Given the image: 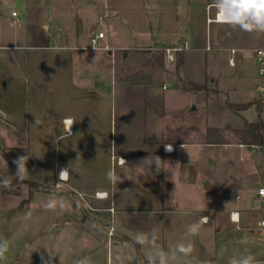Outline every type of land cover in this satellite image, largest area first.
Listing matches in <instances>:
<instances>
[{"label":"crops","instance_id":"1","mask_svg":"<svg viewBox=\"0 0 264 264\" xmlns=\"http://www.w3.org/2000/svg\"><path fill=\"white\" fill-rule=\"evenodd\" d=\"M138 1L144 4L143 0ZM156 2L159 9L157 8V16L152 20L155 26L146 18L140 25H135V28L134 25L131 26L134 30L149 35L148 45L128 48L118 46L109 49V45L105 44L98 49H90L88 43L94 35L82 41L75 33L73 40L69 41L67 33L53 29L48 21L35 19L26 22L18 13L15 17L11 16L14 9L5 15L1 14V6L5 2L0 0V139L15 140L9 146L4 142V147L7 150L13 149L16 159L20 156L28 157L24 180L51 189L52 193L58 196L69 195L76 203L73 207L80 206L84 214L95 216L99 221L104 217L111 219L118 208L126 210L125 205L121 204L126 200L124 190L122 197L115 194L114 181L109 178L110 172L121 182L126 181L128 177L133 179L134 173L137 174L136 178L143 181V189L131 199L147 202L150 207L148 209H161L168 201L177 205V190L181 189L182 185L186 188L193 185L190 181L195 172V161L190 149L198 142L197 136L192 133L182 134L176 139L160 136L161 121L168 113L167 107L164 100L152 99V91L156 88L151 86V81L157 71L160 73L157 74L159 77L171 74L175 84L174 71L168 70L169 67L172 69V62H166L164 65V61L162 68H152L144 64L145 57L162 46L186 41L189 47L183 51L180 68L184 81L198 86H204L208 82L210 88L216 87L224 100L230 103L241 104L258 98L256 85L262 82V79L257 75L253 51L261 47L246 44L245 31L238 26L218 22L215 19L214 0H181L178 9L182 23L180 27L178 14H173L177 0ZM104 4L102 12L100 11L105 16L102 21L111 23L119 20L117 17L122 12L119 1L105 0ZM145 4L147 5V1ZM159 32L177 34L179 39L164 43L157 36ZM259 35L264 40V32H259ZM104 39L105 34L100 41ZM230 49L236 50L232 55L234 65L228 63ZM86 50L92 52L86 53ZM118 51L125 52L123 58H128L131 54L138 55L141 67L148 70L143 73L148 75L140 74V71L126 72L120 78L116 71L112 70L110 77L117 81L115 87L112 82L111 86L105 84L103 81L104 76H107V65L114 69ZM188 51L199 55V60L203 56L204 66L196 62L197 55H192L195 56L193 66L205 75L201 80L203 83L197 82L194 75L185 73ZM223 53L228 55L226 60L229 69H221L216 65ZM249 57L253 58L254 66L249 64ZM199 66L200 70L197 68ZM207 68H210L209 71ZM136 73L142 77L137 79ZM132 77L136 78V83L132 82ZM160 88L166 90L167 86L163 88L161 85ZM176 88L186 92L178 86ZM118 90H121V95ZM207 101L216 103L219 100L216 97H207ZM191 102L195 103V100H189V103ZM251 108L255 110L252 105L236 113L243 121L242 126L238 128H207H218L219 133L222 129H242L245 121H255L254 118H249L248 111ZM36 121H39V124ZM221 134L225 139L223 132ZM150 140L153 141V150ZM169 144L174 147V151L166 153L163 147ZM234 144L242 148L248 147L244 144ZM248 148H253L260 156H264V153L254 146ZM187 152L189 154L186 156ZM171 155L175 156L174 161L169 157ZM9 161L10 169L11 157ZM62 170H67L68 173L63 181L59 178ZM173 175L180 185L173 184L171 180L169 187H164L165 181H170ZM202 187L209 189L211 182L204 181ZM260 187L262 186L257 189L244 187V193L240 197L235 196L238 199L235 207H231L229 203L227 206L226 203H217L216 207L212 206L209 211L222 215L227 223L235 224L236 231L255 233L254 228L264 217L258 214L264 211L259 207V203L264 202V198L257 193ZM243 198L249 199V207L243 205ZM109 209H112V212ZM195 211L200 213L199 220L207 217L205 212L198 209ZM231 212L234 213V218H237L235 222L230 220ZM53 225L55 226V223ZM98 225L101 223L98 222ZM58 230L60 229L56 228L54 231ZM258 231H264V228ZM220 259L213 251L209 256L200 258V261L223 264ZM0 264L39 263L33 258L23 260L20 257L9 263L0 260Z\"/></svg>","mask_w":264,"mask_h":264},{"label":"rangeland","instance_id":"2","mask_svg":"<svg viewBox=\"0 0 264 264\" xmlns=\"http://www.w3.org/2000/svg\"><path fill=\"white\" fill-rule=\"evenodd\" d=\"M2 1L5 4L2 3L1 14L5 15L14 9L13 11L25 18L26 22L35 19L48 21L53 29L67 33L69 41L73 40L75 33L83 41L87 40L86 37L103 32L105 39L100 41L99 46L107 44L109 49L118 46L128 48L148 45L149 35L134 30L131 26L134 25L135 28V25H140L144 18L155 26L152 20L157 16V8L159 9L156 0H143L144 4L138 0H118L122 12L117 18L121 21L114 20L109 23L102 21L105 19L101 14L105 0ZM146 1L149 7L145 4ZM180 5L181 0H177L175 6L173 5L174 15L178 14ZM180 16L178 14L179 27L182 24ZM120 22L124 24L121 25ZM152 35L155 36L153 32ZM157 36L164 43L179 39V35L170 33L159 32ZM244 36L246 44L264 48L262 43L264 40L260 38L259 32L245 31ZM184 37L186 38V35ZM90 52L92 51L86 50V53ZM124 53V51L117 52L114 69L107 65L108 72L103 81L105 84L109 86L111 82L112 86L116 84L117 81L110 77L112 70H115L120 78L126 72L140 71L142 74L143 71H148L141 67V59L138 55L131 54L130 57L123 58ZM193 54L197 55L188 51L185 73L194 75L197 82H200L205 75L195 69L193 62L197 60V63H202L204 66L205 61L203 56L199 60V55L193 60L195 57L192 56ZM227 56L226 53L221 54V59L216 61L217 67L221 69L229 67ZM170 64L172 69L170 70L169 67L168 70L175 71L176 61ZM249 64L255 65L252 57H249ZM197 68L201 69L200 66ZM204 69L203 67V71ZM209 69L207 68L208 71ZM157 74L160 73L157 71ZM157 74L152 76L154 78L151 86L156 88L152 91V99L164 100L168 112L161 121L162 130L159 135L176 139L182 134L192 133L198 139L190 149L195 161V172L190 181L193 185L189 188L182 185V188L177 190L178 204L168 201L161 209L152 207L148 209L150 207L147 202L133 201L131 197H136L137 192L143 189V181L138 180L135 173L133 179L128 177L126 181L121 182L116 177L117 182H114L116 195L122 197L124 190L126 200L121 204L125 205L126 210L118 208L111 219L107 220L104 217L100 221L95 216L84 214L80 206L73 207L76 203L69 195L58 196L52 192L42 191L38 193L25 184L15 182H10L8 187H4L2 181L5 173L10 172L16 176L17 172V165L13 162L16 160L15 153L13 149L5 148L4 142L9 146L15 140L0 139V244H6L8 249L2 261L15 262L22 257L23 260L33 258L39 264H76L77 261H82L83 264H134L133 261L139 255L141 256L139 264H160V254L163 253L166 264H196L200 258L207 257L215 251L223 264H229L230 260L239 262L248 256L253 257V264H264V231H260L259 234L236 231L235 224L227 223L222 215H215L209 211L212 206L216 207L217 203L220 205L226 203L225 206L229 203L231 207H235L238 204L235 196L240 197L244 193L242 189L246 186L256 189L258 186L264 187V156H260L253 148H242L234 144L238 143V140L233 134V129L221 131L226 137L227 144L203 143L207 141L206 138L203 140L207 127L238 128L243 124L241 117L222 104L224 97L216 87L210 88L208 82L204 87L217 92L208 93V96L203 92L198 95L182 92L176 88L171 74L162 77ZM161 85H166L167 89L161 90ZM119 91L121 95V90ZM207 97H216L220 102L207 101ZM191 99H194L195 103H189ZM248 114L249 118L255 120L256 112L253 108ZM209 138L217 140L219 135L211 133ZM150 142L153 150V141ZM255 148L264 153V145ZM1 149L11 157L10 169L2 156ZM188 154L189 152L185 153L186 156ZM169 157L174 161V155ZM171 180L173 184H179L177 183L179 180L173 175L170 181L169 179L165 181L164 187L165 185L169 187ZM204 181L211 182L209 189H203ZM29 192L32 194L31 197ZM50 200L58 202L55 211L44 207ZM242 203L246 207L250 206L248 198H243ZM60 204L64 207L61 208ZM259 205L260 209H264V202ZM196 209L205 212L209 221L203 223L198 232L193 234L189 229L198 224L200 215L195 211ZM28 213H31L30 217ZM258 214L264 215V211ZM98 222L101 225H98ZM56 228L60 230L54 231ZM137 236L143 240V244L136 241ZM125 238L131 240L125 241ZM188 244L193 245V251L185 256L178 251V247ZM198 264H210V261H200Z\"/></svg>","mask_w":264,"mask_h":264},{"label":"clouds","instance_id":"3","mask_svg":"<svg viewBox=\"0 0 264 264\" xmlns=\"http://www.w3.org/2000/svg\"><path fill=\"white\" fill-rule=\"evenodd\" d=\"M214 7L216 8V18L218 22L233 27L238 26L242 31L246 32H264V0H214ZM36 123L39 124V121H36ZM165 147L169 152L173 150L172 145L170 144ZM27 161V156H20L13 161L17 165L16 178L19 180H24L25 178ZM67 175V170H62L60 172V180L63 181L66 179ZM109 178L114 182H117L116 177L111 172L109 173ZM10 181L11 177H6L2 181V186L8 187ZM57 206L58 202L56 200H50L44 205L46 209L51 211H55ZM59 206L61 208L64 207L63 204H60ZM27 215L30 217L31 213H28ZM206 222L207 217H202L196 226L190 227L189 231L196 234L198 229ZM136 241L143 244V240L139 236L136 237ZM7 251L6 244H0V260L4 258ZM178 251L187 256L192 253L193 245H180ZM149 260L151 261V257H149ZM76 264H83V262L77 261ZM160 264H166L163 253L160 254ZM229 264H253V257H245L239 262L236 260H230Z\"/></svg>","mask_w":264,"mask_h":264},{"label":"trees","instance_id":"4","mask_svg":"<svg viewBox=\"0 0 264 264\" xmlns=\"http://www.w3.org/2000/svg\"><path fill=\"white\" fill-rule=\"evenodd\" d=\"M165 46H162L160 49H157L156 51H154L153 53H151L149 56L145 57L144 59V64L147 66H150L152 68H162L163 67V51L162 49ZM183 52V51H182ZM182 52H178L176 53L175 56V60L176 61V65H175V85L178 86L181 90L186 91V92H190V93H197V92H203V94L209 95L208 93H215L217 91H210L207 88H205L204 86H198V85H194L191 83H188L186 81L183 80V78L180 75V68H181V64H182ZM137 74V73H136ZM138 76V78H137ZM142 77V75L137 74L136 78L140 79ZM134 77H132V82L136 83V79ZM225 105L234 113H239L240 111L247 109L250 106H254L256 113H257V117L255 119V121L253 122H247L245 121L244 123V127L242 129H238L235 130L233 129V134L235 136H237V140L239 144H244L248 147L251 146H261L264 145V119H262L261 117V111H262V107H264V105H262V103L256 99V100H251V101H247L245 103H241V104H236V103H230L227 100H224ZM213 133V134H217L219 135V139L217 140H212L211 138H209V135ZM206 143L208 144H227L228 142H226V139L223 138L222 134L219 133V131H217V129H212V128H207L206 129ZM2 150V149H1ZM2 156L5 159V161L7 162V165L9 167L10 165V161H9V157L7 156V154L4 152V150H2ZM6 177H11V181L10 182H15V183H21V184H25L27 185L30 189H34L35 191H42V192H53L51 189H47L44 187L39 186L36 183H33L31 181L28 180H19L16 177H14L11 173H5L4 175V179ZM29 196L31 197L32 194H30L29 192ZM125 241H130L131 239L129 238H125ZM141 256L137 255L136 259L133 261L134 264H139V260H140Z\"/></svg>","mask_w":264,"mask_h":264},{"label":"built area","instance_id":"5","mask_svg":"<svg viewBox=\"0 0 264 264\" xmlns=\"http://www.w3.org/2000/svg\"><path fill=\"white\" fill-rule=\"evenodd\" d=\"M11 16L15 17L16 16V12L12 11L11 12ZM215 19L217 20L216 12H215ZM103 36H104V34L102 32H98L96 35L91 37L90 40H89V43H90L89 44V48L90 49H98V48H100L99 47V41H100V39L103 38ZM103 48L107 49L106 47H103ZM187 48H188V44H187L186 41H182V42H180L178 44H175V45L165 46L162 49L165 61L167 63L174 62L176 53L185 51ZM229 52H230L231 56L228 59V63L230 65H234V58H233L232 55L236 51H235V49H230ZM253 58H254L255 63H256L257 75L262 79V82H260V83H258L256 85V90L258 92V98L257 99L262 103V105H264V48L255 49L253 51ZM165 87H166V85H163V88H165ZM261 117H262V119H264V107H262ZM165 146L163 147V150L166 153H171V152L174 151V147L173 146H172L173 150L170 151V152L166 150ZM254 147H257V146H254ZM257 193H258V195L261 198H264V187H260L257 190ZM109 211L112 212V209H109ZM229 217H230V220L234 221V222L237 219V218H234V213H232V212L229 214ZM261 228H264V217H262L261 220L258 222L257 227L254 228V232L255 233L259 232L258 230L261 229ZM109 231H111V228H110Z\"/></svg>","mask_w":264,"mask_h":264},{"label":"water","instance_id":"6","mask_svg":"<svg viewBox=\"0 0 264 264\" xmlns=\"http://www.w3.org/2000/svg\"><path fill=\"white\" fill-rule=\"evenodd\" d=\"M208 185H205V187H207Z\"/></svg>","mask_w":264,"mask_h":264}]
</instances>
